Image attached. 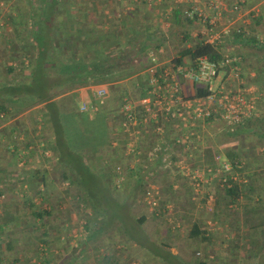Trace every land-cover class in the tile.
Instances as JSON below:
<instances>
[{
  "label": "crops",
  "instance_id": "1",
  "mask_svg": "<svg viewBox=\"0 0 264 264\" xmlns=\"http://www.w3.org/2000/svg\"><path fill=\"white\" fill-rule=\"evenodd\" d=\"M58 2L54 27L40 30L45 38L50 36L54 40L53 47L45 48L40 56L38 68L47 73L43 88L38 91L45 99L40 100L21 88L33 81L32 71L38 57L34 24L41 5L39 0H0V264H193L184 255L178 258L176 253L167 255L156 249L151 232L144 225L149 221L145 215L158 217V214L147 205L143 206L145 214L141 213L145 217L141 227L148 234L142 237L141 227L142 232L139 227L133 231H137L136 243H126L135 247L132 253H126L128 248L124 250V245L116 244L109 232L88 241L82 252L88 233L86 221L69 207L71 196L80 200V191L74 193L76 188L80 189L69 186L75 174L69 168L67 152L80 159L81 165L87 166L104 184L122 181L130 190L135 183H163V192H169L174 199L180 194L186 196L193 206L184 216L190 214L191 221L207 230L206 241L193 239L204 252L207 264L231 261L239 264L246 256L245 247L255 246L256 242L252 230L242 225L243 195L240 193L236 199L242 206L234 218L232 196L215 183L216 176L203 174L202 187L193 186L191 168L216 163L205 144L200 140L191 146L179 143L184 128L178 127L177 121L167 120L160 111L157 116L138 111L144 120L128 124L124 121L123 104L129 101L139 107L138 101L151 88L152 67L159 74L164 71L179 79L185 99L197 96V90L207 86L182 78L175 72L177 66H172V60L184 48L198 42H211L224 55L237 57V70L222 71L218 87L230 90L251 87L260 92L262 89L254 81L246 83L255 77L249 63L259 58L246 39L252 33L250 13L255 9L263 17L255 37L264 43V0ZM210 20H214L211 31ZM230 24L246 28L248 34L242 39H236L234 33L224 34ZM182 60L179 66L189 67L190 58ZM75 63L83 68L103 65L110 72L120 70L126 74L118 77L113 73V79L104 82L95 81L96 76L82 75V85L77 80L71 84L63 74ZM133 70L134 73H127ZM99 89L105 92L98 94ZM260 100L255 102L256 110ZM213 125L219 124L198 122L196 127L206 133ZM219 130L226 134L222 128ZM259 151L264 152V145ZM217 155L225 158L223 152ZM240 164L242 170L228 174L232 183L250 182L249 165L253 172L264 169V160H245ZM159 186L152 190L159 192ZM257 186L264 190V178L255 186L253 196L258 200ZM208 198L213 200L211 212L200 210ZM196 199H200L197 204L192 202ZM169 202H161V215H168L169 209L172 214L177 213V207L168 206ZM73 237L77 238L75 243H71ZM116 247L126 254H115ZM196 254L200 256V252Z\"/></svg>",
  "mask_w": 264,
  "mask_h": 264
},
{
  "label": "trees",
  "instance_id": "2",
  "mask_svg": "<svg viewBox=\"0 0 264 264\" xmlns=\"http://www.w3.org/2000/svg\"><path fill=\"white\" fill-rule=\"evenodd\" d=\"M40 3V10L37 13L35 24L37 26L36 34L34 35V41H35V48L38 52V57L36 58V65L32 71V77L33 81L28 85L22 86V91L25 93H32L35 94V96L40 99L44 100L45 95L38 93L39 89L43 88L45 79L47 77L46 71L44 69L38 68V65L40 64V56L42 54V51L45 48L53 47L54 40L52 37H47L40 32L42 29L43 31L46 29L45 27L48 26L50 29L54 27V19L57 11V5L58 0H39ZM263 20V17L261 15L252 16L250 19L249 24V31H252L250 37L247 40L248 43L251 44L252 49L256 51V53L259 55V58H257V61L249 63V66H251V69L255 73L254 80L248 79L246 83L253 82L259 87L262 88L264 86V43L259 42L256 40L255 33L257 32L256 27L261 25ZM234 36L236 39H242L243 34L234 32ZM207 56V58L211 61L216 62L217 64H220L221 60L224 57V54L220 51L218 45L212 44L209 42H198L197 44H194L190 48H184L179 56H177L175 59L172 60V66L176 67L183 64V58L189 57L190 58V65L189 66H195L196 61L199 57ZM119 59V58H118ZM232 65H238V63L219 66L218 71H226L228 72L231 70ZM81 65H78L75 63L70 68L71 69H65L64 74L66 78H68V81L71 84H74L73 80H77L79 84H83L82 82V75H86L89 77L96 76L97 79L95 81L98 82H104L113 79L111 78L113 73H117L118 77L124 76L126 73L121 72L120 70L116 72H110L109 70H105V66L102 65V67H99L98 65H89L86 67H80ZM69 67V66H68ZM135 71H128L127 73H134ZM43 78L44 80L40 81V79ZM77 83V84H78ZM246 85V84H245ZM263 85V86H262ZM244 85H241L243 87ZM208 93V90L206 88H201L197 90V96H203ZM51 97V96H50ZM49 97V98H50ZM258 99L262 100V97H259ZM263 101V100H262ZM264 103V102H263ZM264 110V109H263ZM261 113V112H260ZM240 134H249L255 137L254 146L251 148L252 153L251 157H253V161L251 162H257L260 160L261 155L257 153V156H254L253 150L256 146L264 145V111L262 114H253L249 118L242 121V124L238 126L236 129V132L233 134L235 136ZM58 148L61 147V144L59 141H57ZM223 155L225 158L231 163L232 165V171L235 170H242L239 167L241 166V162L238 158V152L235 148H226L223 150ZM67 155H69V168L73 170V173L75 174V179L70 178V185H76L79 187L80 191H82L83 195L79 196V201L82 204L83 208H90L93 212V217L97 219L96 222L92 223V226H90V223L86 224V231H87V242L85 241L82 245L81 251H85L88 246V241H94V239L97 238V236L104 234V233H110V237L112 240L115 241L116 244H122L124 245V248H127L128 242H135L136 243V236L133 231L137 229V227H141L142 223L145 220L144 216H138L135 217L131 214V201L129 200V197H136L138 193H140V190H144L146 184L144 183H135L131 184V189L128 192V195L123 197L122 200L117 198L114 194H112V186L109 183L110 186L104 184L102 181L99 180V177L93 172L90 171V169L87 166H82V162L80 159L76 158L72 153L67 152ZM76 165H79L76 166ZM210 166H213L210 164ZM263 168V167H262ZM259 168V170L252 172L250 177L251 180L245 184L242 182L232 183L229 179L228 182L231 183L229 187H226L225 190L229 195L232 196V201L236 202L238 195L241 193L243 195V201L245 200V204L242 206L244 209V219L242 222L243 227H245L247 230H252V236L254 235L256 238L255 246H254V253L253 255H257L260 253H264V206H260L259 203H256L254 199V193H255V186L257 182L259 183L261 179L264 178V169ZM233 173V172H232ZM253 176V177H252ZM228 177V174H227ZM249 177V178H250ZM154 191V190H153ZM168 193V192H167ZM155 197L157 198L159 205H160V199L159 196L156 194ZM128 198V199H127ZM135 200V199H134ZM171 199L165 200L166 202L170 201ZM181 202L186 201V196L180 194L178 196V199ZM133 202V201H132ZM160 209L159 207H157ZM35 215H38L39 217L42 216L41 213H37ZM188 233L187 237L190 239H194L196 241H206L207 240V230L201 229L199 225L196 223V221H188ZM140 230V229H139ZM112 234V235H111ZM120 236V237H119ZM118 237V238H117ZM113 241V242H114ZM156 243V242H155ZM115 244V245H116ZM156 249L160 250V248L163 250V252H166L167 255H171L172 253L167 250L166 244L163 243H156ZM107 248V246H105ZM155 248V247H154ZM109 248H107L108 251ZM122 249V250H123ZM120 250V251H122ZM125 250V249H124ZM189 254V252H187ZM193 264H207L206 260L203 258V255L200 254L198 257L197 262H193Z\"/></svg>",
  "mask_w": 264,
  "mask_h": 264
},
{
  "label": "built area",
  "instance_id": "3",
  "mask_svg": "<svg viewBox=\"0 0 264 264\" xmlns=\"http://www.w3.org/2000/svg\"><path fill=\"white\" fill-rule=\"evenodd\" d=\"M250 13V12H249ZM255 9L250 16H256ZM210 31L214 25V20L208 21ZM231 27V24H230ZM241 33L248 34L246 28L239 25H232L227 28L224 34ZM211 43V42H209ZM154 61V59H153ZM236 56L224 55L220 64L211 61L207 56L199 57L195 66H189L185 69L177 66L175 72L193 83L204 84L208 93L203 96H195L191 99L182 97L181 82L173 76H169L168 72H162L161 76L155 67L150 68L149 85L151 86L147 94L138 101V106H134L129 101L124 102V121L132 123L135 120H144V117L138 116V111L143 114L157 116V112L164 114L167 120L172 122L177 121L178 127L184 128L185 134L179 137V143L186 146H191L198 141L197 123H206L208 121L218 122L221 128L227 134H234L242 121L249 118L256 112L255 102L259 97H262L264 102V89L260 92H255V88H238L235 90L225 89L222 86L212 89L209 83L215 79L219 73L218 67L234 64L237 62ZM231 70H237L236 65H232ZM104 89H99L98 94H103ZM255 92V93H254ZM81 109H85L82 105ZM214 166H197L191 168V177L196 184L195 188L200 185V180L203 174H212L218 179V183L222 187H229L227 174L232 173V165L226 159H221L218 155L215 156ZM145 202L150 209H155L159 206V202L155 197V192L149 189L145 192ZM210 198L206 200L209 202ZM210 209V208H209Z\"/></svg>",
  "mask_w": 264,
  "mask_h": 264
},
{
  "label": "rangeland",
  "instance_id": "4",
  "mask_svg": "<svg viewBox=\"0 0 264 264\" xmlns=\"http://www.w3.org/2000/svg\"><path fill=\"white\" fill-rule=\"evenodd\" d=\"M222 77H223V72L220 71L218 73L217 77L209 83L210 86L212 88L216 89L218 87ZM261 89L263 90L264 86ZM263 109H264V103L261 101L258 105V110H256V112L254 114L255 115L256 114H262L264 111ZM219 126H220V124L219 125H213V126L209 127L208 132H206V133H204V131L201 128L196 129L198 139L200 140L199 142L201 144L202 143L205 144L204 148H207V153L209 155H214L213 160H215V156H217L218 153L224 152L223 151L224 149L235 148L238 152L237 154H238L239 161H241V162L245 161V160L248 162L253 161L252 160L253 157H251L252 153H250V152L252 151L251 150L252 146H254L255 137H253L252 135H249V134H240V135L235 136L233 134L227 135V133H226L223 135L222 132L219 130V129H221V126H220V128H219ZM260 146H262V145L256 146L255 149L253 150L254 156H257V153L258 154L260 153V151H259ZM248 147H251V148L247 149ZM218 148H220V149H218ZM243 148H246V149H243ZM244 151H245V154H242ZM204 153H205V151H202V154H204ZM259 155H261L260 160H264V152L260 153ZM240 156H242L241 159H240ZM210 160H212V159H210ZM207 166H209V165H207ZM247 169H250L252 172L254 171L253 169H251L250 165ZM215 181H216V179H215ZM215 183L219 184L217 181ZM162 184L163 183L146 185L144 190L143 191L140 190L139 191L140 193H138L136 197H129V200L132 203L131 210H132L133 216L138 217V216H141L142 212L144 213L143 206L146 207V202H145V197H146L145 194L146 193L145 192L149 189H154V186L156 188L157 185H160L159 188L162 191L161 192L159 190V192H155V194H157L159 196V199H160V205L158 207L159 208L161 207V202L162 203H168L169 202V201L166 202L165 200H167L168 198L171 199L170 197H172V196L169 194V192L168 193L163 192L162 186H161ZM106 185L110 186L109 182H107ZM69 186H70V184H69ZM111 186H112L111 187L112 188L111 189L112 194L116 195V197L119 198L120 200H122L123 197L127 196L128 195L127 192L130 191V190H128L129 185L128 184L126 185V183H123L122 181H115L114 183H111ZM193 186L194 187L196 186V184L194 182H193ZM200 187H202V185H200ZM256 189H259V191H257V193H256V197H258V200L255 199V201H256V203H259L260 206H264V190L263 189L261 190V188H259V186H257ZM79 191L80 190H78L76 188L74 193L79 192ZM82 193L83 192L80 191L78 194L82 196L83 195ZM160 194H161V196H160ZM177 199H178L177 197H175V199L172 197V199L169 202L171 204H168V206H176L177 207L176 208L177 213L172 214L173 211H171L169 209V211H170L169 214L163 216V215H161V209L155 208V209H153V211H155L156 214H158V217H155L157 215L151 216V213H148L149 215L148 214L145 215L149 218V221L144 225L145 226L144 228L146 229V231L148 230L149 232H151L150 236L153 239V241H152L153 244H155V242L160 244L161 240L165 241V244L168 242L169 246L166 247L168 251L173 252L174 254L176 253V256L178 258L183 257L182 255H184L183 258H187V259H189V261H192V263H193V262L197 261V257H198V255L196 254L197 251L200 252V254H202V255L204 253V252L200 251V249H198V248H200V246L197 243H195L193 239H189L187 237V233H188L187 224H188V221H191V218H193V216H191L190 214H188V216H184V214H185V211L190 210V206L192 207L193 203L192 204L190 203L191 204L190 205L188 203L187 199L185 202H181L180 200H177ZM196 200L197 201L193 200L192 202H195L197 204L200 199H196ZM69 202H70V205H69L70 209L73 210V212H75V213L78 212V214L81 216V220L84 223L86 221V224L90 223L91 224L90 226H92V223L97 221V219H95L93 217V212L91 211L90 208L85 209L82 207V204L80 203V201H78V197L73 198V196H71V198L69 199ZM75 204L77 206H74ZM204 205L205 206L202 207V209H200V208L199 209L200 210H207V211L211 212L213 200L210 199L209 202H206V200H205ZM240 206H242L241 202L232 203L231 208H236V209L232 210V212H233L232 217L236 218V216H238L240 211H237V209L240 208ZM227 209H229V208H227ZM74 215H76V214H74ZM64 218L68 219V216L65 215ZM141 228L144 231V228L143 227H141ZM141 228H140V231H141ZM142 233H143V234H141L142 237H145V235L148 234L145 231ZM76 240H77V238H74L73 241H71V243H75ZM97 243H99V242H97ZM149 245L152 247L151 244H149ZM104 246H106V245H104ZM120 247H121V245H120ZM127 248H128L126 250L127 252L125 251L126 253H132V251L135 250V249H133V248H135V247H133V245H129V246H127ZM151 249H153V248H151ZM115 250H116L114 252L115 254H118V255L120 253H121V255L126 254L125 252L120 251L118 248ZM160 250H161V248H160ZM241 250L243 251L244 248H242ZM128 251H130V252H128ZM253 251H254V246L245 247L246 256L244 259L240 260L239 264H264V253L257 254L251 258L250 256H253ZM187 252H189V254H187ZM211 252H212L211 254L216 253L214 251H211ZM194 257H196V258H194ZM221 264H235V263L231 261V262H224Z\"/></svg>",
  "mask_w": 264,
  "mask_h": 264
}]
</instances>
